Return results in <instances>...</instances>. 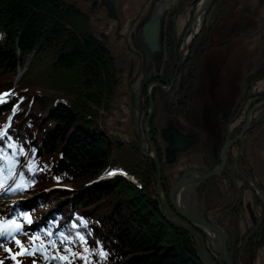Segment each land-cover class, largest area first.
Returning a JSON list of instances; mask_svg holds the SVG:
<instances>
[{"label": "trees", "instance_id": "1", "mask_svg": "<svg viewBox=\"0 0 264 264\" xmlns=\"http://www.w3.org/2000/svg\"><path fill=\"white\" fill-rule=\"evenodd\" d=\"M199 1L176 0L164 34H174L176 17L193 13ZM85 13L61 0H0V196L36 195L33 208L19 201L11 216L25 229L39 222L31 241L41 235L37 260L25 264H202L191 237L157 206L153 162L104 131L102 113L110 110L122 64L90 30ZM234 16L243 20L236 34L264 32V0H211L195 44L209 43L203 36L219 32ZM174 50L162 70L163 86L174 71ZM207 51L193 45L188 56L200 60ZM158 91L160 98L170 97ZM256 145L264 147V137ZM227 169L210 179L205 208L220 200L217 206L223 205L221 191L210 194L223 176L236 175ZM256 186L264 195V186ZM226 225L231 228L233 220L227 217ZM256 236L253 245H232L237 239L231 233L227 250L235 264L264 259L262 237ZM206 249L215 264H223Z\"/></svg>", "mask_w": 264, "mask_h": 264}, {"label": "flooded vegetation", "instance_id": "2", "mask_svg": "<svg viewBox=\"0 0 264 264\" xmlns=\"http://www.w3.org/2000/svg\"><path fill=\"white\" fill-rule=\"evenodd\" d=\"M238 21H240L238 30L241 32L243 20L239 19ZM256 21L260 22L261 19H257ZM257 26L258 24L254 26L255 30L260 29ZM258 36L259 35H243L242 33L234 36L212 34L203 36L210 40L209 43L194 44L197 46L203 45L210 47V51H207L206 56L203 57L206 60L204 65L206 68L205 73L202 72V84H207L208 87L207 90H200L202 100L197 99L196 101H194V94L191 95V91L194 85V79L196 81L198 79V74L201 73L199 70L200 66H198L200 60L192 56H188L186 62L180 66L178 70L180 73L176 76V81H174L167 92H164L161 86V84H164V76L162 73L163 66L170 61L168 56L166 60L164 59V47L167 48L169 46L175 48L174 54L176 57L174 58L175 64L173 66H176L178 62L176 46L181 35L164 34L163 53L157 55V57L148 54L149 67L147 81L153 79L157 81L158 86L157 98H155L154 101L155 106L150 116L149 136L145 137V140L148 138L154 147L157 155L159 172L163 175L161 186L167 189L165 197L172 210L173 207L169 201V188H167V185L177 174L176 171L179 162L185 167L192 166L201 173H208L212 168H216V166L220 164V151L226 141L236 138L243 130L248 118L250 120L249 129L243 135L242 140L235 142L225 154V168L228 165L232 166L236 175L230 176L227 174L223 176L220 181L228 183L229 186H231L229 180L235 177L238 182L240 181L239 184H234V191L237 194L233 200L234 202L232 201L231 203L229 197L224 201L221 207L210 205L209 208L203 210L204 213L199 214H202L203 218L209 224L225 234L227 245L229 242L225 233L227 232V228L222 222L229 214L235 217L237 215L239 219L234 227L236 239H238V237H243L242 235L245 234L244 232H247L249 229V227H245V223L247 224L245 219L243 227V216H246L245 218H248L251 226L254 227L252 228V232L246 236L247 241H244L243 245H253L252 239L255 238L257 234V236H259L261 233L260 231H264V213L261 208L262 206L258 205L252 197L244 198L238 193V191L240 192L242 189L243 182L249 186L251 184L255 187H257L256 185L264 186V175L262 176V173L259 174L256 167L257 164H264V147L256 145L257 138L259 136L264 137V126H262V124L260 125V122L264 118V108L255 110L249 117V112L264 101V59L259 58L256 60L255 53L257 51V42L251 40L253 37ZM215 37L219 39H214ZM231 38H234V43L233 45L228 44L230 48H222L223 51L215 52L217 47L220 46L218 41L224 42ZM244 38L250 40L247 45L243 43ZM124 40L129 47H131L129 52L130 55H126L127 58L125 59L128 76L132 74L136 76L139 73L143 74L145 52H147V50L141 43L140 32L135 30L134 33H126L124 39H121V41L124 42ZM233 48V61L228 63L234 64V70L232 71L234 77L230 79L225 77L223 71L224 66L221 65V63L222 61H226L227 63V58L225 57ZM192 63H196L198 67L194 66ZM255 64H260V67L254 69L256 67ZM134 68H137V72L133 71ZM153 71H157V74L153 75ZM195 72L197 74H195ZM137 86L138 85H136V88ZM242 86L244 89L245 87H250L251 89L249 92H244L245 90L242 91ZM158 89L169 94L170 97L160 98ZM138 105L141 107L142 117L145 116L146 113L148 114V112L144 110L146 108V101L144 99L138 101ZM180 139L184 142V149L174 150L173 148L179 143ZM145 148L147 150L150 149L148 141L145 144ZM194 162L198 163L200 166H194ZM215 162H217V164L213 167ZM227 177H229V180ZM170 186L171 185H169V187ZM209 186L210 184H207V186H205L206 189H208ZM250 187L253 191L248 190L250 195L253 196L255 193V197L262 204L255 190L252 186ZM259 191L261 190L259 189ZM244 199L248 201L245 202ZM223 210L224 212H222ZM189 211L193 213L192 210ZM211 216H214L215 219L217 217L220 218L217 222L218 225L211 219ZM260 227L261 229H259ZM233 245H238V243L235 241ZM262 261L264 260L262 259Z\"/></svg>", "mask_w": 264, "mask_h": 264}, {"label": "rangeland", "instance_id": "3", "mask_svg": "<svg viewBox=\"0 0 264 264\" xmlns=\"http://www.w3.org/2000/svg\"><path fill=\"white\" fill-rule=\"evenodd\" d=\"M61 1L63 3L74 4L81 11L86 12L85 14H87L88 19H89L88 27L90 28V30L94 33L95 36H97L99 39H101L106 44V48L112 54L114 61L117 62L116 64L117 65L122 64V67L119 66L120 69L122 70V74L119 76V85L116 89V92H115V94L113 93L114 97L112 99V102H111V105L109 108L110 110L102 113V116H105L103 128L107 134L111 135L112 137H117L123 141L125 140L128 143V145L130 146V143L133 140L132 137L135 133V129L132 127L131 120H130L131 94L133 92L136 94L137 103H138V101H142L144 99L146 101V108L144 110L149 112V109H150V106H148L149 102L150 101L152 102L153 108H154V106H155L154 101H155V98H157V93H153V97H152V92H154V90L157 87L151 89L150 86L153 84H157V81H155L153 79H151L150 81L149 80L147 81L148 76H147L146 80L144 81V71H143V74L139 73L136 76L133 74L131 76H128V70H127V67L125 64V59L127 58L126 55L129 54L131 47H129V45L127 44V42L125 40H124V42H122L121 39H124L126 33H134L135 30L140 32L141 24L148 17L150 10L161 0H110V2L113 3V5H114V9L116 12L117 19H119V22L121 25V29L119 31V36H117V37L115 35L116 23H115V21H113L112 19H110L108 17L107 10L105 7L102 6V3L100 0H61ZM201 1L202 0H200L198 2V4H196L193 13L190 14L189 10H188L189 12L186 11L184 13H180L174 21V30H175L174 34L181 35V38H180V40L176 46L177 56H179V52L181 51L183 44L186 43L188 41V39L190 38L191 31L195 33V37H194V40L191 43L188 51H190L191 47L196 43V39L202 30L203 16L205 15L206 11L203 14H201V16H200L201 21L199 24L196 25V23H197L196 21L194 23H192L193 22V16H194L199 4L201 3ZM175 2H176V0H173L172 5H170V7L167 10V13H166V16L164 19V32H165V28H166L165 26L167 25L166 21L168 19V15L170 13L171 8L175 4ZM206 10H207V8H206ZM239 19H242V18L234 16L233 17L234 21L232 20V22L229 21V23L222 25L220 27L219 32H216L214 35H218V34H221V35L226 34V35H232V36L236 35V32L238 31V27L240 24L239 23L240 21H238ZM260 22H262V19ZM232 23H234L235 25ZM231 30H235V31L231 34L228 33ZM185 32H187V34H185ZM263 33H261V35H259L258 37H253V39H251L252 41L255 40L257 42V51L255 53L256 60L259 59V57L263 53V47H264V41H263V37H262ZM214 39H219V38L215 37ZM230 40L231 39H229L228 41H230ZM228 41H224V42L218 41V44H220V46L217 47L215 52L223 51L222 48H230L228 46V43H229ZM249 42H250V40H247L246 38L243 39V43H246V45ZM163 44H164V38H163ZM171 48L172 47H169V46L167 48L164 47V52H165L164 53L165 54L164 59L165 60H166L167 54ZM233 50H234V48L225 57V58H227V63H226V61L225 62L222 61V63H221V65L224 66L223 71H224L225 77L230 78V79H233V77H234L233 73H232V71L234 70V64L228 63V62L233 61V57H234V55L232 54ZM188 55H189V52H188ZM188 55H186V57L182 61V64L185 63V60L187 59ZM210 56H211V54H210ZM222 56H225V55H222ZM220 59H223V58H220ZM203 60H205V58L200 59V64L198 65V66H200L199 70L201 73L198 74V79L196 81L194 79V82H193L194 85L192 86L191 95L194 94L193 95L194 101H196L197 99L202 100V94H200V90H202V91L207 90V87H208L207 84H202V76H203L202 72L205 73V68H206L204 66L206 63V60L205 61H203ZM177 64H178V62H177ZM177 64H176V66H177ZM192 64L194 66H197L194 63H192ZM259 65L255 64L256 67L254 69L259 68L260 67ZM164 66H165V64H164ZM176 66H173L174 71H173L172 77H171V80H172L173 76L175 77L174 81H176L175 80L176 76L180 73V71H177V72L175 71ZM136 67L138 68L137 64H136ZM137 68H134L133 71L137 72ZM156 74H157V71H153V75H156ZM195 74H197V73L195 72ZM20 76H21V73L18 70V75L15 78V82L19 79ZM171 80L169 81V83H171ZM174 81L172 83H174ZM148 82H149V84H148ZM136 85H138L137 88H136ZM161 86L163 88H167V89L171 88V84H168V86H163V85H161ZM250 89H251L250 87H245V89H244L242 86V91L245 90L244 92H249ZM149 90H150V93H149ZM148 94H149V96H148ZM165 94H167V93H165ZM191 95H190V97H191ZM198 111H199V109H198ZM138 112L140 115L142 133L145 130V126H143V125H144L147 118H149V120L146 123V126L148 124V130L150 131V129H149L150 123H151L150 122V116L153 113V109H152V112H151L149 117H148L147 113L145 114V116L142 117L140 105H138ZM133 129H134V133H133V135H131ZM143 136H144V134H143ZM148 136H149V133H148L147 137ZM203 150H204V147H203ZM255 152H256V149H255ZM139 155L141 156L142 159H145L140 153H139ZM216 164H217V162L214 163L213 167ZM193 165L197 166L199 164L194 162ZM177 166H178L177 171H176L177 174L173 177V180L171 179L168 182V185H167L168 186L167 188H169V192H170L171 188H173L174 185L177 183V181L183 176L184 173H190V172L201 173L200 171H197L196 168H194L192 166L185 167L180 162ZM256 167H257V172L259 174L262 173V176H263L264 175V164H261V163L257 164ZM214 168H212L211 171ZM226 168H228L227 170H229L230 168H232V166L228 165V166H226ZM153 169L156 172L155 166ZM224 170H225V165H224L223 170L221 171L220 175H218L216 177H212V178H218L219 176H221V174H222V172H224ZM159 174H160V179H162L163 175H161L160 172H159ZM204 174H207V173H204ZM193 176L194 175H192V177ZM227 178H229V177H227ZM210 179H207L204 182H200L197 185L193 184L192 188L188 187L189 189L188 190L186 189V191H185V188L181 191V197H180L181 201L184 202V205H185V207L189 213H190L189 210H192L193 213L195 212V214L197 216L203 217L202 214L201 215H199V214L204 213L203 212V210L205 209L204 203H205V198L207 197L205 195L206 194L208 195V193L211 189L210 186L208 189H206L205 186H207V184H209ZM230 181H231V186H229L228 183L218 181L216 186H219V187H214L213 191L210 195L213 196V193H219L221 191L223 193V197H225L224 200H226L227 198L230 197L231 203H232L234 198L237 196L236 192L234 191L235 190L234 184H239L240 181L238 182L236 177L231 179ZM161 184H162V181H161ZM169 185H171L172 187L170 186L171 187L170 188ZM243 186L250 187L252 185L249 186L246 183H244ZM252 188L253 189L256 188L259 191V188L255 187V186H252ZM162 192L165 195L167 192V189L162 188ZM238 193H240L242 195V197H244V198H247V197L251 198L252 197V199L258 205L262 206L261 208L263 211L264 206L257 200V198L254 199L253 196L250 195L247 188L241 189L240 192L238 191ZM243 194H244V196H243ZM259 194H260V198L262 196L261 199L264 200V195L261 193V191H259ZM210 195H209V197H210ZM254 195H255V193H254ZM35 196L36 195H34V196L29 195L27 197L18 196V197H11L8 199H4L3 197L0 196V228H3V230H0V232H1L0 238H2V237L4 238L5 235L8 236L7 238L4 239V241H0V264H25L28 260H35V261L37 260L35 257L37 252H34V250H35L34 248H38L36 245H41V244H39V240H40L39 237L41 235L39 233H37L36 238H35L36 242L31 241V239H32L31 234H32V231H34V230L30 229V228L37 227L39 225V222L36 221V223L29 226V229L26 231L23 226L20 228L19 224L13 222L12 216H11L12 213L14 212V207L16 206V203H18L19 201L25 202V205L28 208H33V202H34ZM183 198H184V200H183ZM220 201L218 203L215 202V203L210 204V205H214L216 207L220 203ZM244 201L246 202L248 200L244 199ZM183 202H182V204H183ZM157 204H158V201H157ZM209 207L210 206L208 205L207 208H209ZM224 210L222 212H224ZM227 217H228V221L231 219L233 220V225L231 228L226 225V218ZM245 217L246 216L242 217V220H243L242 224L244 227V223L246 220L247 224L245 223V227H249V229L247 230V232H244L245 234H243L242 236H245V242H246L247 241L246 236H248L250 234V232H252V228H254V227L251 226L248 218H245ZM205 218L207 219L206 215H205ZM211 219L214 220L216 224L220 220L219 217H217L215 219L214 216H211ZM238 220L239 219L237 218V215L235 217L234 215L232 216L231 214H229L224 218V220L222 222V224L227 228V232H225V233L227 234L226 236L228 237L229 242H230L231 233L234 235V238L236 239L234 227H235L236 222ZM5 223H7V225ZM259 229H261V227ZM260 232H261L260 235L262 237V242L259 245H264V231H260ZM224 236H225V234H224ZM225 239H226V237H225ZM240 239H242V238L234 240V242H232V245L235 243V241L238 243V245H243L244 243L240 244V242H238V240H240ZM17 241H19V244L17 243ZM206 245H209V244L206 243ZM226 245H227V240H226ZM22 248L24 249L25 254H20ZM263 254H264V250L260 254V257ZM262 259L263 258H261V260H260V262H258V264H264V263H262Z\"/></svg>", "mask_w": 264, "mask_h": 264}, {"label": "water", "instance_id": "4", "mask_svg": "<svg viewBox=\"0 0 264 264\" xmlns=\"http://www.w3.org/2000/svg\"><path fill=\"white\" fill-rule=\"evenodd\" d=\"M102 3V6L106 8L108 17L115 21L116 23V31L115 35L116 37L119 36V31L121 29V25L119 22V19H117L116 12L114 9L113 3L110 2V0H100ZM211 0H205V3L203 4L202 1V6H198L194 16H193V22L194 23L196 20L199 19V16L203 14L206 11L207 6L209 5ZM173 0H161L158 2L156 5L158 6L161 4L162 11L160 14L157 16L156 19L153 18V13H154V8L156 5L150 10V13L146 20L143 21L140 27V37H141V42L146 48V50L152 54V55H160L162 53V46H163V34H164V19L167 13L168 8L170 5H172ZM162 4H165V6H162ZM201 8V9H200ZM195 37V33L191 31V36L188 39L186 43L183 44L181 51L179 52L178 56V64L176 66L175 71L177 72L179 70L180 65L182 64V61L186 55H188V50L190 48L191 43L193 42ZM186 45V49L184 46ZM147 70H148V58L147 54H145V68H144V81L147 78ZM174 76L171 80V85L173 84L172 82L174 81ZM143 81V82H144ZM143 84V83H142ZM157 84H153L150 86V88H155L157 87ZM164 92H167V88H162ZM150 98V97H149ZM260 108H264V101L260 103L257 107H254L250 112H249V117L251 114ZM153 107L150 106V114L152 112ZM136 112L138 113V103H137V96L133 92L131 94V99H130V120H131V125L135 129V137H134V142H132V146L135 148V150L140 153L143 157L149 156L147 158H150L151 161L155 164L156 167V176H157V160L155 156L152 155L153 152V146L152 144L150 149H151V155H148L146 151H143L141 149L142 143L144 144V137L143 133L141 130V126L138 123L137 118H136ZM149 114V115H150ZM139 117V114H138ZM139 119V118H138ZM249 118L246 122V125L244 126L243 130L241 133L234 138L233 140H228L226 141L225 145L220 151V164L214 168L212 171H210L207 174L204 173H184V175L180 178V180L177 181V183L174 185V188L170 191V199L171 203L174 207L176 208V211L179 212V215H181L182 218L185 219V221L179 220L168 208L165 198L162 192L161 185L159 183V179H157V184H156V193H157V201L158 204L157 206L160 208L161 213L165 217L166 221L170 223L173 227L184 231L187 233L192 241L195 244V247L197 249L199 259L202 264H215L211 256L209 255L205 243H208L212 251L218 255L220 258L221 262L223 264H235L233 262L232 257L230 256L229 251L227 250V245H225V237L222 234V232L206 222L202 217H199L197 215L191 214L187 211H184L182 209H179L176 205L175 202L173 201L172 197L173 195L180 191L184 186H187L189 184H192L193 182L197 181H205L207 179H210L212 177L218 176L221 171L223 170L224 164H225V154L229 150V148L237 141L242 140L243 135L246 133V131L249 129ZM145 129H147V126L145 124ZM145 134L146 131L144 130ZM192 175H194V179L189 180ZM258 198H260V194L258 189L254 188ZM261 199V198H260ZM262 204L264 205V200L261 199ZM215 237L214 239H211L209 235ZM216 240L220 243L219 245H213L212 243L216 244ZM236 264H241L239 260H237Z\"/></svg>", "mask_w": 264, "mask_h": 264}, {"label": "bare ground", "instance_id": "5", "mask_svg": "<svg viewBox=\"0 0 264 264\" xmlns=\"http://www.w3.org/2000/svg\"><path fill=\"white\" fill-rule=\"evenodd\" d=\"M203 1V4L205 3V0H202ZM202 1H201V3L199 4V6L201 7L202 6ZM162 6H165V4H162ZM162 8L163 7H161V4H159L158 6L156 5V7L154 8V13H153V18L154 19H156L157 18V16L160 14V12L162 11ZM201 9V8H200ZM201 16V15H200ZM200 16H199V18H200ZM200 21H201V18L200 19H198V20H196V25L197 24H199L200 23ZM163 38H164V34H163ZM139 40V39H138ZM138 42V41H137ZM142 43V42H141ZM145 48V47H144ZM184 48L186 49V45L184 46ZM146 49V48H145ZM162 53H163V46H162ZM145 54H147V58H148V67H149V57H148V54H150L148 51L147 52H145ZM152 55V54H151ZM152 56H155V57H157V55H152ZM186 57V56H185ZM184 57V58H185ZM184 60V59H183ZM144 68H145V66H144ZM147 76H148V70H147ZM149 93H150V90H149ZM148 96H149V94H148ZM149 106H152L153 107V104H152V102L150 101V104H149ZM150 110V109H149ZM138 114H139V112L137 113L136 112V118H137V120L136 121H138V123L140 124V126H141V122H140V115H139V117H138ZM150 114V111L148 112V117L150 116L149 115ZM139 118V119H138ZM148 120H149V118H147L146 119V121H145V123H144V125L143 126H145V124L148 122ZM145 131H146V133H149V130H148V124H147V129H145ZM133 133H134V129L132 130V133H131V135H133ZM143 134H144V144L142 143V147H141V149L143 150V151H146L147 153H148V155H151V149H149V150H147L146 148H145V144H146V142L148 141L149 142V148L151 147V145L150 144H152L149 140H148V138H147V140H145V137H147V135L145 134V132L143 131ZM134 137H135V134L133 135V137H132V142H134ZM132 142L130 143V146L132 147V148H134L133 146H132ZM153 146V145H152ZM135 149V148H134ZM174 150H183L184 149V142H183V140L182 139H180V141H179V143L178 144H176L175 145V147L173 148ZM152 155L153 156H155V158H156V160H157V156H156V153H155V150H154V147H153V152H152ZM147 157H149V156H146V157H144V158H147ZM148 159H150V158H148ZM151 160V159H150ZM154 164V163H153ZM154 166H155V164H154ZM157 166H158V163H157ZM193 173H195V172H193ZM184 175V174H183ZM220 175V174H219ZM216 177V176H215ZM195 177L193 176V177H191L189 180H191V179H194ZM157 179H159V183H160V185H161V179H160V174H159V167H158V169H157V176H156V180H155V192H156V184H157ZM180 180V179H179ZM206 181V180H205ZM202 182V181H201ZM204 182V181H203ZM200 183V181H197V182H193L192 184H189V185H187V186H184L180 191H178V192H176L174 195H173V197H172V199H173V201L175 202V205L179 208V209H182V210H184V211H186L187 209L184 207V205L182 204V201H181V191L185 188V191H186V189L188 190L189 188L188 187H190V188H192V186H193V184H199ZM252 185V184H251ZM253 186V185H252ZM161 188H162V186H161ZM174 188V187H173ZM173 188H171V190L173 189ZM170 190V191H171ZM163 195H164V193H163ZM156 198H157V193H156ZM164 198H165V202H166V204H167V206H168V208L171 210V212L179 219V220H181V221H185V219L184 218H182L181 217V215H179V212H177L176 211V208L174 209V207H173V205H172V203H171V199H170V192H169V201H170V203H171V205H172V207H173V210L169 207V205H168V203H167V201H166V197H165V195H164ZM187 212H188V210H187ZM191 214H194V215H196L195 213H191ZM199 217H201V216H199ZM203 218V217H202ZM204 219V218H203ZM6 225H7V223H5ZM35 227H33V228H30V229H34ZM29 228H27V229H25V230H28ZM0 230H3V228H0ZM222 232V231H221ZM1 233V232H0ZM223 234V233H222ZM209 235V234H208ZM224 235V234H223ZM210 237H211V239H214L215 237H213V236H211V235H209ZM8 236L7 235H5V237L4 238H7ZM225 237V236H224ZM217 242H216V244H214V243H212L213 245H219L220 243L218 242V240H216ZM205 245H206V243H205ZM225 245H226V239H225Z\"/></svg>", "mask_w": 264, "mask_h": 264}, {"label": "snow or ice", "instance_id": "6", "mask_svg": "<svg viewBox=\"0 0 264 264\" xmlns=\"http://www.w3.org/2000/svg\"><path fill=\"white\" fill-rule=\"evenodd\" d=\"M4 95H8L7 93H5ZM111 174V173H110ZM17 243L19 244V241H17ZM20 254H25L24 253V249L22 248V250H21V253Z\"/></svg>", "mask_w": 264, "mask_h": 264}]
</instances>
